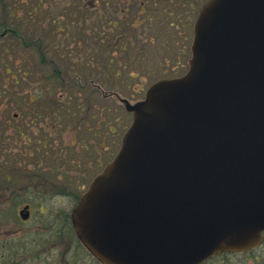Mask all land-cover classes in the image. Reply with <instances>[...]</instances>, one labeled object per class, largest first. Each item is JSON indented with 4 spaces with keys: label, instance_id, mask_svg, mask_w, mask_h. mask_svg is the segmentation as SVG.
Segmentation results:
<instances>
[{
    "label": "water",
    "instance_id": "water-1",
    "mask_svg": "<svg viewBox=\"0 0 264 264\" xmlns=\"http://www.w3.org/2000/svg\"><path fill=\"white\" fill-rule=\"evenodd\" d=\"M188 72L151 85L72 212L103 264H199L264 231V0H207Z\"/></svg>",
    "mask_w": 264,
    "mask_h": 264
},
{
    "label": "rangeland",
    "instance_id": "rangeland-1",
    "mask_svg": "<svg viewBox=\"0 0 264 264\" xmlns=\"http://www.w3.org/2000/svg\"><path fill=\"white\" fill-rule=\"evenodd\" d=\"M16 1L5 0L6 6L8 2ZM46 1L45 10L52 15L59 14L63 19L62 31L56 40L58 44L54 46V50L61 54L56 56L57 53L53 51L51 55L55 62L51 61L60 69L63 78L57 82L48 76L43 85L50 87V92L32 104L21 101L19 96L35 93L36 87L30 85L36 79L28 76L20 82L12 83V89L19 95L17 99L20 104L16 100L5 106L0 105V109L8 110L10 115V118L6 117L5 129L0 127V135L5 138L0 147V152H3L1 157L5 158L9 152L10 159L14 157L17 162H21L26 150L33 152L31 156L36 158H40L45 150L53 154H47V167L52 169H57V160L67 153L74 159L78 155L80 160L75 159L67 165L73 169L70 178L72 192L55 197L56 202L54 198L47 199L48 211L45 216L49 217L45 219V227L41 225V233L38 234L34 227L36 223L33 226L19 225L21 230L15 225L8 232H0V240H10L6 248L10 246V251L15 253L11 258H16L11 264H97L94 258L85 254L83 247L70 248V237L63 233L56 236L58 221L55 212L64 216L73 194H80L83 183H87L117 152L121 135L131 121V115L120 99L126 98L133 103L143 98L146 88L155 80L174 77L187 69L193 21L204 0H128V4L127 0H82V6L77 2L81 9L73 5L76 0ZM122 2L126 5H118ZM72 11L73 17L69 15ZM145 15L151 17V20H144ZM136 17L138 19L134 22ZM113 23L115 27L111 26ZM30 29L42 31L39 25ZM119 32L123 40L121 47H109V40L112 41L115 33ZM115 39L114 43L119 40ZM128 40L137 41V47L121 49ZM104 56L113 60L106 65ZM29 58L34 59L31 56ZM55 64H47L45 72L51 73ZM112 67L116 68V74L112 72ZM88 73L93 75H86ZM72 77L87 80L88 83L85 86L80 82L72 83ZM92 79L94 86L90 82ZM62 95L64 98H73V117L68 112L61 118L58 110L61 111L62 101L59 100ZM17 113H20L18 118L14 116ZM60 121L62 123L58 125ZM51 124L56 127L54 132L50 130ZM16 130L27 132L24 136H18ZM39 140L45 146L40 147ZM77 162L80 166H75ZM60 168L64 169L60 166L58 171ZM31 174L28 172V175ZM28 175L24 177L25 174H14L15 183L26 184ZM41 217L38 212L35 213L36 220ZM205 264H264V246L247 256L229 255Z\"/></svg>",
    "mask_w": 264,
    "mask_h": 264
},
{
    "label": "flooded vegetation",
    "instance_id": "flooded-vegetation-1",
    "mask_svg": "<svg viewBox=\"0 0 264 264\" xmlns=\"http://www.w3.org/2000/svg\"><path fill=\"white\" fill-rule=\"evenodd\" d=\"M72 97L64 98L63 95L60 96V100L65 105L64 107L62 105V110L58 111L61 112V118H63L68 112H71L72 117L75 114H73L74 103L72 102L74 100ZM68 106L71 107V110ZM60 123H62V121H60L58 125ZM45 126L47 127L46 130H48L49 122ZM50 130L54 132L56 130V127L51 124ZM3 143L4 140L0 135V147ZM2 153L3 152H0V232H8L10 231V229L14 228L15 225H18V227L19 225L33 226L36 223L34 227H36L38 234H40V231H42L43 227H45V224H47L45 219L49 217L45 216V212L48 211V209L46 210L47 199H55V197L61 196L62 194H68L67 192L69 191L72 192L70 178L72 177L73 169H70L69 167H67V165L70 162L75 161V159L78 160L79 156L77 155L74 159L69 155V153H67L63 157L61 155L57 160V162L59 163L57 169H52L47 167V154H53H50L45 150L42 151V155L40 156V158L31 156L32 154H34L31 151H25L24 153L22 152L23 155L21 162H17V159H15L14 157H11L12 159H10L9 152H7L8 154L5 158H2ZM43 160L45 161V163L43 162ZM85 163L89 164L87 161H85ZM60 166L64 167V169L60 168V170L58 171ZM75 166H80L79 162H77ZM28 172H32V174L28 175ZM13 173L17 176H22L23 174H25L24 177H27L28 175L26 184H16V177ZM62 183H64V185ZM56 187L57 189H55ZM83 187L84 183L81 186V189ZM64 191L66 192L63 193ZM78 198L79 194L74 193L73 197L70 200V205L67 209V212L64 216L61 213L55 212V216L58 221L56 236L63 233L67 237H70L69 246H71L70 248L73 249L80 247V244L71 226L70 210L76 203ZM54 201L56 202L57 199H55ZM41 208H44V210L42 211ZM21 210L27 211V218H22V216L20 215ZM36 212H38L42 216L40 220H36ZM24 213L26 212L24 211ZM39 221H41V223ZM41 225H43V227ZM21 229L22 227H19L18 230ZM67 264L70 263L67 262Z\"/></svg>",
    "mask_w": 264,
    "mask_h": 264
},
{
    "label": "trees",
    "instance_id": "trees-1",
    "mask_svg": "<svg viewBox=\"0 0 264 264\" xmlns=\"http://www.w3.org/2000/svg\"><path fill=\"white\" fill-rule=\"evenodd\" d=\"M45 1L17 0L14 3L8 2L6 6L5 0H0V105L5 106L10 101L15 102L17 100L19 95L12 89L11 85L13 82L24 80L28 74L36 79V82L30 85L36 86V88L42 86L43 81L48 76L56 81L60 78V69L52 61L50 63L55 64L52 67L54 70L47 74L45 72L47 70V64L50 63H47L49 59L42 53L43 48L41 45H44L42 42H45V39L47 40L49 36V39H52L56 34L55 32L59 31L61 27L59 24V14L52 15L51 12H47L45 10L47 1ZM77 2L82 4V0H76L73 3L76 9H80ZM69 15L73 17L74 12H70ZM46 17L49 18L46 19ZM26 25L30 27L25 28ZM38 25L42 31L35 32L30 29L33 27L36 28ZM45 25L49 27L48 30H46ZM38 41H40V45L33 43ZM48 50L51 52V49L48 48ZM29 53L35 56L32 63L29 61L26 62L25 55ZM16 61H19L17 63L20 64H17ZM10 90L12 93H9ZM39 91L38 88L35 93H30V95L25 94L24 96H19V98L26 104L29 102L32 104L33 101L29 100V98L36 97L39 99L42 96V93ZM18 101L19 99L17 103L20 104ZM2 111L0 109V119L3 117ZM5 255L3 251L2 257H0L2 259L0 264L4 263ZM9 259L12 262V259Z\"/></svg>",
    "mask_w": 264,
    "mask_h": 264
}]
</instances>
